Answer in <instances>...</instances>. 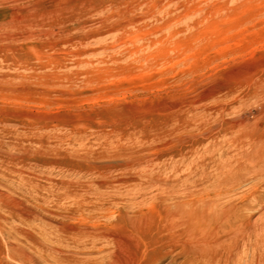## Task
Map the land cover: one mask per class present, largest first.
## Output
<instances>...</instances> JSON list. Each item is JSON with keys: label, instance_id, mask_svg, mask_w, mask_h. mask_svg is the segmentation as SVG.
Wrapping results in <instances>:
<instances>
[{"label": "rangeland", "instance_id": "obj_1", "mask_svg": "<svg viewBox=\"0 0 264 264\" xmlns=\"http://www.w3.org/2000/svg\"><path fill=\"white\" fill-rule=\"evenodd\" d=\"M0 146L8 199L86 198L113 216L134 198L229 200L231 263L264 264V171L223 183L262 165L264 0H0ZM126 147L137 153L117 156ZM35 182L58 196L44 203ZM185 188L196 194L166 199ZM2 225L56 231L10 212Z\"/></svg>", "mask_w": 264, "mask_h": 264}, {"label": "bare ground", "instance_id": "obj_2", "mask_svg": "<svg viewBox=\"0 0 264 264\" xmlns=\"http://www.w3.org/2000/svg\"><path fill=\"white\" fill-rule=\"evenodd\" d=\"M6 148L0 146L1 157L7 155ZM246 149L252 151L254 147L247 146ZM255 152L261 156L260 170L258 163L239 166L232 177L223 179V183H240L245 177L253 178L264 171V146H259ZM118 153L117 156L128 159L137 153V149L126 147ZM137 162L133 164L137 165ZM204 178L206 182L211 181L210 174ZM209 183L215 186V183ZM31 188L45 194L44 203L58 196L52 190V183L35 182ZM258 189H264V185ZM170 193L166 199L176 200L194 196L196 191L171 189ZM260 195L258 191L238 200L245 199L249 203ZM143 201V198L141 202L134 198L125 205L130 211L117 212L113 216L109 213V205L91 204L86 198H76L65 205L36 203L28 207L8 199V195L0 191V264H164L168 256L171 260L182 256L183 261L177 264H232L229 200L216 203L196 198L169 203L162 199L142 208ZM6 212L22 222L31 219L56 222V231L38 236L18 227L5 229L2 220ZM17 233L26 244H34V250L14 244L12 238Z\"/></svg>", "mask_w": 264, "mask_h": 264}]
</instances>
